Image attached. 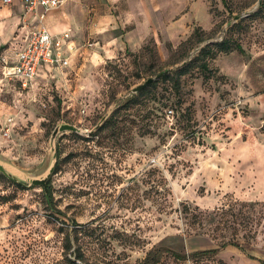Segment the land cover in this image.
<instances>
[{"label": "rangeland", "instance_id": "1", "mask_svg": "<svg viewBox=\"0 0 264 264\" xmlns=\"http://www.w3.org/2000/svg\"><path fill=\"white\" fill-rule=\"evenodd\" d=\"M158 1L159 8L148 0L151 15H136V31L134 21L117 27L130 30L138 48L100 62L74 58L63 71L40 72L27 89L4 75L0 47V162L21 179L42 177L54 129L70 123L84 131L56 140L62 162L51 180L65 215L53 214L41 186L21 189L0 172V264L59 259L71 219L86 224L79 234H93L90 253L127 264L157 246L221 249L164 264H264V111L242 100L264 91V0ZM222 39L244 52H220L208 70L198 60L178 80L183 62ZM167 69L170 77L130 115L91 137L133 88Z\"/></svg>", "mask_w": 264, "mask_h": 264}, {"label": "crops", "instance_id": "2", "mask_svg": "<svg viewBox=\"0 0 264 264\" xmlns=\"http://www.w3.org/2000/svg\"><path fill=\"white\" fill-rule=\"evenodd\" d=\"M154 1V6L159 8V1ZM103 5L108 9L104 11ZM148 6V0H65L60 7L46 13L45 24L54 36L70 33L69 45L73 49L70 51L66 45L64 47L70 58L68 67L74 58L79 61L88 58L96 62L106 61L121 50L138 48L140 42L138 44L137 39L130 37V30L125 33L116 31L117 27L124 29L123 25L135 22L136 15L150 14H144ZM34 21L35 16L25 15L18 1L12 5H0V47L4 49L2 57H10L11 62L16 60V53L23 46L29 25ZM133 25V31L139 29L138 26L135 27L136 22ZM89 37H93V40H89ZM48 69L53 68L48 64H41L38 75ZM245 99L242 100L251 105L256 104L260 111H264V91L253 92Z\"/></svg>", "mask_w": 264, "mask_h": 264}, {"label": "trees", "instance_id": "3", "mask_svg": "<svg viewBox=\"0 0 264 264\" xmlns=\"http://www.w3.org/2000/svg\"><path fill=\"white\" fill-rule=\"evenodd\" d=\"M234 47L240 52H244L240 43L236 42L233 46L227 39H222L221 41H218L216 43L207 44L200 48L197 56H195L189 62L182 63L177 68V70L174 71V74L177 76L178 80H180V77L189 73L190 68L198 60H201L202 68L208 70L210 59L215 58L220 52H229L234 49ZM170 75V73L165 74L157 82L155 81L151 83L149 86H147L138 93H132L131 96L128 97L126 100L116 105V108L111 113L109 118L97 131L91 133V137L98 135L106 129L116 127L120 123L119 118L121 116L130 115V113L128 114L125 111H129L133 107L139 105L141 103V98L146 94V92L149 91L150 88L156 86L159 81L168 79ZM168 109H172L175 112V109L172 107H169ZM126 120H128V117L125 118V121ZM123 131H125L124 128L121 129V132ZM71 134L78 137H83L76 132H71ZM61 162L62 160L60 158V151L58 150V161L54 173L58 172V170L60 169ZM0 175L3 177L2 174ZM13 183L21 189L24 188L21 184H18L14 181ZM42 188L45 201L46 203H48L49 208L53 211V214L55 216L65 215L64 212L55 205L52 180L48 182L46 188ZM2 199L4 201H9L10 197L2 196ZM68 225V229L66 230L65 234H63L61 240V257L57 260H54L51 264H127L119 256L113 258L108 254H100V252L95 249L92 250V252L90 253L89 243L91 241L87 239V236H92L93 234H79L83 230V228H85L86 224H81L78 223L75 219H71V223ZM235 245L238 246V244ZM220 250V248H212L186 253L177 251L167 246H157L147 252L146 255L141 258L136 264H164L167 259H172L174 262H186L188 260L200 261L204 260L205 258L217 256Z\"/></svg>", "mask_w": 264, "mask_h": 264}, {"label": "built area", "instance_id": "4", "mask_svg": "<svg viewBox=\"0 0 264 264\" xmlns=\"http://www.w3.org/2000/svg\"><path fill=\"white\" fill-rule=\"evenodd\" d=\"M16 1L21 3L25 15L35 16V21L29 25L16 60L11 62L6 56L2 57L3 73L9 80H17L23 89H27L33 85L41 64H48L58 71L66 69L70 58L64 47L66 45L70 51L73 47L69 45V32L54 36L45 24L46 13L60 7L65 0H0V5H12ZM168 111L174 116L172 109Z\"/></svg>", "mask_w": 264, "mask_h": 264}, {"label": "water", "instance_id": "5", "mask_svg": "<svg viewBox=\"0 0 264 264\" xmlns=\"http://www.w3.org/2000/svg\"><path fill=\"white\" fill-rule=\"evenodd\" d=\"M239 18H240V16H236V19H239ZM172 70L173 69H167V70H164L162 72H159L156 76H152V77L147 78L143 83H141V84L137 85L135 88H133L132 92L138 93V92L142 91L144 88L149 86L151 83L160 79L165 74L170 73ZM110 115H111V113L105 115L101 119L100 123L97 124L93 130L89 131V133H93V132L97 131L104 124V122L109 118ZM65 132L83 133L84 131L80 127H78L74 124H70V123L59 124L54 129L53 134L51 136L52 161L50 163L48 170L45 172L44 176H42V177H29L26 179H21L17 176V174H15L9 167H7L2 162H0V172L2 174H4L5 176H7L10 180H12L18 184H21L24 187L41 186V187L46 188L48 182L51 180V177L55 174L54 172H55L56 164L58 161V149H57V145H56L57 136L60 133H65Z\"/></svg>", "mask_w": 264, "mask_h": 264}]
</instances>
